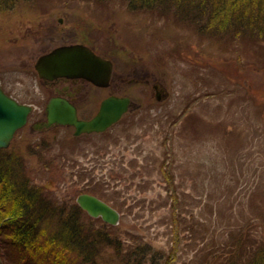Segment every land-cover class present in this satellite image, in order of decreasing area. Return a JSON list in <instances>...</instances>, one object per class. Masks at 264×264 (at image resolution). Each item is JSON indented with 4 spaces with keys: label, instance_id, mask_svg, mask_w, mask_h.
Returning <instances> with one entry per match:
<instances>
[{
    "label": "rangeland",
    "instance_id": "1",
    "mask_svg": "<svg viewBox=\"0 0 264 264\" xmlns=\"http://www.w3.org/2000/svg\"><path fill=\"white\" fill-rule=\"evenodd\" d=\"M26 28H55L111 58L125 94L141 106L89 138L72 129L46 138L19 131L11 148L35 185L59 202L91 194L124 204L118 225L164 251L172 240L170 192L181 230L234 225L249 218L241 207L264 205V40L201 34L172 15L128 12L122 0L23 4L0 14V80L21 97L46 94L34 70L40 46L14 41ZM92 92L99 100L107 93ZM190 246L183 241L176 264H191Z\"/></svg>",
    "mask_w": 264,
    "mask_h": 264
},
{
    "label": "trees",
    "instance_id": "2",
    "mask_svg": "<svg viewBox=\"0 0 264 264\" xmlns=\"http://www.w3.org/2000/svg\"><path fill=\"white\" fill-rule=\"evenodd\" d=\"M40 1L0 0V14ZM122 3L128 12L172 15L198 28L201 34L213 32L236 38L251 34L264 40V0ZM31 179L25 172L23 158L12 148L0 149V259L4 263L11 260L13 264H176L182 257L179 252L183 241L190 240L194 243V247L190 246L194 254L191 264H264V205L241 207V215L249 218L234 225L197 222L181 230L175 221L182 210L175 192H170L172 221L166 224L172 228V240L170 250L164 251L120 225L91 218L76 201H57L48 188L35 185ZM107 202L119 212L124 210V204ZM182 234L188 238H182Z\"/></svg>",
    "mask_w": 264,
    "mask_h": 264
},
{
    "label": "water",
    "instance_id": "3",
    "mask_svg": "<svg viewBox=\"0 0 264 264\" xmlns=\"http://www.w3.org/2000/svg\"><path fill=\"white\" fill-rule=\"evenodd\" d=\"M36 70L41 79L82 78L97 86L106 87L113 64L87 46L73 45L41 57ZM130 105V98L110 97L102 102L98 114L92 120L82 121L69 103L54 99L47 107L48 122L49 125L58 123L74 126L75 136L102 133L117 123L128 112ZM30 111L31 107L18 104L0 87V148L10 146L15 133L25 126ZM77 204L92 218H101L112 226H117L120 222V213L96 196L82 194L77 198Z\"/></svg>",
    "mask_w": 264,
    "mask_h": 264
},
{
    "label": "flooded vegetation",
    "instance_id": "4",
    "mask_svg": "<svg viewBox=\"0 0 264 264\" xmlns=\"http://www.w3.org/2000/svg\"><path fill=\"white\" fill-rule=\"evenodd\" d=\"M61 30V29H60ZM21 35L17 36L15 44L19 42H28V40H33L37 46L41 48L42 52L36 56V61L34 63V70L39 77V74L36 71V64L38 60L46 56L55 50L60 48L83 44L91 48L96 54L101 55L105 59L111 61L113 64V71L111 74V78L109 83L106 87L97 86L91 82H88L82 78H67V77H57L53 79H40L41 84L44 86L46 90V94H43L42 97H39L35 94H26L24 97H21L19 94H15L12 90L7 89L4 86L3 82L0 80V87L3 92L17 102L20 105H26L31 107V111L27 118L26 125L21 130H29L32 136H40V138H46V135L56 132L57 130H73V136L75 138H89L90 136L98 135V133H91V134H82L80 136H75L76 129L74 126L71 125H62L58 123H53L49 125L48 122V113L47 107L50 102L54 99H59L62 102L69 103L73 108L76 109L77 117L79 120L82 121H90L92 120L99 112L101 103L110 98V97H118V98H130L131 105L129 111L120 119L118 123H120L127 115L130 113L135 112L136 110L141 109L140 105H137L136 102L125 94V87L126 82L123 75L116 76L115 72V62L103 55L102 53L98 52L92 46L87 44L76 42V40L72 41L68 37L71 34H66L62 31L55 30V28H26L23 31L21 30ZM35 58V55L32 59ZM87 86H90L91 89L87 90ZM154 88L157 90L158 86L154 85ZM93 90H105L107 93L105 94L104 98L99 100V94H94ZM95 92V91H94ZM156 98L158 100L161 99L159 90L156 92ZM32 97L35 96L37 99H26L25 97ZM98 96V97H97ZM92 106V107H91ZM88 107H91V111L88 115H83L84 111H87ZM116 123V124H118ZM114 124L113 126H115ZM112 126V127H113ZM111 128V127H110ZM19 130V131H21ZM17 131L14 135V138L10 144L12 146L13 141L15 140V136L18 134ZM56 139V135L53 136ZM8 148V149H9Z\"/></svg>",
    "mask_w": 264,
    "mask_h": 264
},
{
    "label": "bare ground",
    "instance_id": "5",
    "mask_svg": "<svg viewBox=\"0 0 264 264\" xmlns=\"http://www.w3.org/2000/svg\"><path fill=\"white\" fill-rule=\"evenodd\" d=\"M124 116V115H123Z\"/></svg>",
    "mask_w": 264,
    "mask_h": 264
}]
</instances>
